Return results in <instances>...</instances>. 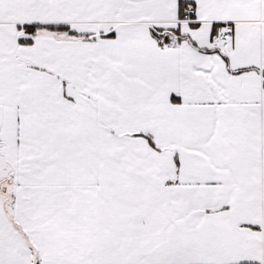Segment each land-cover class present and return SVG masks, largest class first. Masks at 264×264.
Here are the masks:
<instances>
[{"label":"snow or ice","instance_id":"6c2138e0","mask_svg":"<svg viewBox=\"0 0 264 264\" xmlns=\"http://www.w3.org/2000/svg\"><path fill=\"white\" fill-rule=\"evenodd\" d=\"M0 264H264V0H0Z\"/></svg>","mask_w":264,"mask_h":264}]
</instances>
